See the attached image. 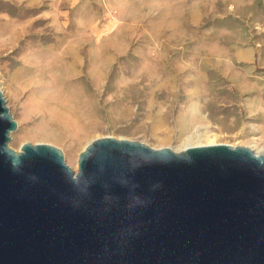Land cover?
I'll list each match as a JSON object with an SVG mask.
<instances>
[{"label": "rangeland", "instance_id": "1", "mask_svg": "<svg viewBox=\"0 0 264 264\" xmlns=\"http://www.w3.org/2000/svg\"><path fill=\"white\" fill-rule=\"evenodd\" d=\"M8 147L96 138L264 153V0H0Z\"/></svg>", "mask_w": 264, "mask_h": 264}, {"label": "water", "instance_id": "2", "mask_svg": "<svg viewBox=\"0 0 264 264\" xmlns=\"http://www.w3.org/2000/svg\"><path fill=\"white\" fill-rule=\"evenodd\" d=\"M16 128L0 89V264H264V153L101 137L74 171Z\"/></svg>", "mask_w": 264, "mask_h": 264}, {"label": "bare ground", "instance_id": "3", "mask_svg": "<svg viewBox=\"0 0 264 264\" xmlns=\"http://www.w3.org/2000/svg\"><path fill=\"white\" fill-rule=\"evenodd\" d=\"M192 135H189L187 137V143L184 145V147L187 146H195V145H206V144H213V139H209L208 134L198 135L197 140H192Z\"/></svg>", "mask_w": 264, "mask_h": 264}]
</instances>
